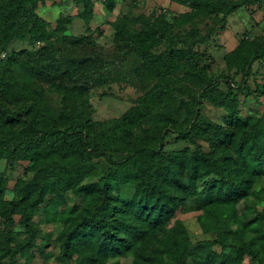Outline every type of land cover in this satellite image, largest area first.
<instances>
[{"label":"trees","instance_id":"trees-1","mask_svg":"<svg viewBox=\"0 0 264 264\" xmlns=\"http://www.w3.org/2000/svg\"><path fill=\"white\" fill-rule=\"evenodd\" d=\"M45 1L0 0V54L13 40L50 41L53 34L36 12ZM105 2L112 7L113 0ZM181 2L192 8L191 14L183 15L191 19L211 13H223L226 18L256 0ZM74 3L83 5L81 14L90 18L95 0ZM68 23L69 19H58L57 30H64ZM165 24L160 17L151 31L128 33L121 28L117 36L123 47L143 58L153 74L198 68L202 54L195 53L192 46L199 39L168 40L163 52L148 54ZM86 42L80 38L64 48L48 43L35 52H12L9 62L0 64V161L29 160L34 171L30 179H16L12 200L5 198L9 179L0 171V215L4 219L0 264H5V258L7 264H31L37 257L35 251L43 257L36 243L42 222H61L57 235L61 258L75 264H106L129 255L133 256L131 264H242L245 257L250 264H264V187L254 189L264 176V119H244L234 88L223 91L216 87L213 102L225 108L224 122L192 115L195 121L178 136L195 144V149L165 150L163 145L128 143L127 135L142 117L134 113L125 117L122 133L116 134L121 139L105 132L97 140V123L83 112L89 91L109 83L110 77L103 71L107 61L77 47ZM247 46L229 53L227 60L232 65L239 58L237 63L248 65L250 73L257 60H264V36ZM14 63L23 69L22 86L11 74ZM3 90L18 105L8 108L5 101L9 98ZM55 93L62 97L58 107L52 105ZM198 139L209 148L198 145ZM122 145L126 153L114 159ZM105 150H109L106 156L111 167L98 181L85 183L87 174L94 172L86 161L105 155ZM119 185L132 186V196L115 193ZM70 191L89 198L79 216L67 205L65 194ZM201 195L209 200L202 208L211 215L215 237L192 241L184 223L175 217L190 199ZM243 199L262 201V212L251 220L238 217L235 205ZM15 227L23 231L11 230ZM18 256L25 261L20 262ZM42 264H46L44 260Z\"/></svg>","mask_w":264,"mask_h":264},{"label":"rangeland","instance_id":"rangeland-1","mask_svg":"<svg viewBox=\"0 0 264 264\" xmlns=\"http://www.w3.org/2000/svg\"><path fill=\"white\" fill-rule=\"evenodd\" d=\"M105 1L95 0L90 18L81 14L83 5H76L74 0H47L39 3L36 12L45 20L46 30L53 34L52 38L49 42L13 40L0 54V64L9 62L12 52H35L48 43L64 48L74 40L86 38V44H77V47L89 55H100L107 61L103 71H108L110 77L109 83L100 84L89 91L87 106L83 112L97 123L94 135L100 141L105 132L109 137L122 133L121 126L127 122L125 117L134 113L142 117L137 118L127 135L128 143L163 145L165 150L184 147L195 149V144L179 139L178 136L191 127V123L195 121L192 115L216 123L224 122L227 114L225 108L213 102L218 91L216 87L223 91L234 88L238 94L241 117L250 121L264 119V60H257L250 73H247L248 65L237 63L239 58L232 65L227 60L229 53L238 48H247L251 41L264 36V0H256L255 3L241 7L226 18L223 13H211L199 14L191 19L186 18L187 20L183 15L191 14L193 10L181 0H113L112 7ZM235 1L237 0H224V3ZM160 17L165 19L166 24L160 38H153L148 54L163 52L168 40L199 39L192 46L195 53L202 54V58L197 54L200 57L198 68L191 70L180 67L153 74L146 68L142 57L121 45L117 36L119 29H125L128 33L151 31L155 20ZM60 18L70 20L62 31L57 30V21ZM206 35H210L209 39L201 40ZM232 61L235 62L234 59ZM22 70L20 64H12L11 74L17 77L19 86L24 82ZM3 92L9 98L8 103L5 101L8 108L18 105L14 96L6 90ZM52 105H62V97L53 94ZM117 137L122 138L120 135ZM197 143L204 149L209 148L204 140L198 139ZM123 147L124 145L116 152L114 159L126 153ZM108 152L109 150H105V155L93 156L86 161L94 167V172L87 174L85 183L98 181L111 167L106 156ZM32 164L29 160L0 161V171L9 179L6 199L14 198L11 188L16 179L33 177ZM263 187L264 176L257 180L254 189ZM132 192L133 188L129 185L115 187V193L123 198H130ZM65 198L67 205L75 208L73 215L78 216L84 212L89 200L88 196L71 191L65 194ZM205 203L208 204L209 200L204 195L192 198L178 210L175 217L184 223L192 241L215 237V229L212 222L210 223L211 215L202 208ZM262 210V201L256 199H243L235 205L236 215L248 220L254 219ZM3 223L4 219L0 215V233L4 228ZM60 225L61 222L41 223L42 234L36 243L37 248L43 250L44 256L35 251L37 257L31 264H42L43 260L46 264H75L61 258L57 241ZM11 230L23 231V228L15 227ZM233 238L232 233L231 239ZM132 259V255L113 258L106 264H131ZM18 260L24 262L25 258L18 256ZM4 263L7 264V258ZM242 264H250L249 257H245Z\"/></svg>","mask_w":264,"mask_h":264}]
</instances>
